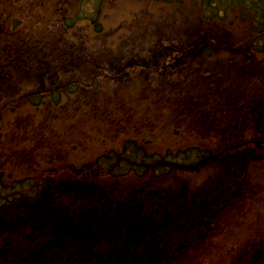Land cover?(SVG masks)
<instances>
[{
    "label": "rangeland",
    "instance_id": "rangeland-1",
    "mask_svg": "<svg viewBox=\"0 0 264 264\" xmlns=\"http://www.w3.org/2000/svg\"><path fill=\"white\" fill-rule=\"evenodd\" d=\"M255 2L0 0V19L9 29L0 39L1 56L13 49L19 55L23 48H34L49 39L60 43V51L79 45L83 49L81 57L89 59L85 62L90 67L76 78L68 77V81L74 79L69 84L66 79L58 83L62 89L53 88L60 99L50 109L45 107L47 104H26L34 97L29 91L34 85L25 89L27 81L16 89L24 95L0 98V181L7 182L11 190L0 193V201L31 195L45 179L57 185L78 176L96 184L98 174L104 175L101 183L108 185L110 202L121 195L137 196L141 192L137 190V176L152 178L164 188L163 192L183 185L194 191L221 169L224 171L226 163L227 170L233 171V175H227L230 188L226 184V189H219L225 192L216 196L223 197L225 211L210 220L183 221L177 231H165L164 236L149 239L162 247L164 264H233L245 245L254 240H258L255 244L261 243L264 144L251 133L250 121L243 119L257 112L249 108L239 112L232 126L224 110L208 106L205 113L209 115L205 117L193 100L196 95L209 97L206 88L215 83L220 86L230 82L234 86L233 79L238 82V92L248 94L264 71V66L256 63L248 82L245 63L231 64L222 59L230 55L240 62L243 56L238 49L244 47L241 43L264 35L263 15L256 20L260 29L250 34L251 13L243 6L253 8ZM204 16L216 18L226 28L215 29L214 21L207 23ZM73 22L74 26L68 28ZM190 37L208 40L210 49L193 63L170 64L172 58L181 56L176 50L177 41ZM159 41L161 47L175 50L159 64L150 65L148 53L152 48L160 49L150 47ZM129 59L134 61L129 69V64L122 70L105 67ZM236 132L244 135L238 143H247L239 147L241 153L232 154L233 150L229 154L237 157L233 162H224L222 149L228 140H239ZM153 184L143 185L151 189V198L156 193ZM102 239V243L110 245L130 241ZM166 242L170 247L163 250ZM100 253L105 256L103 250ZM151 258L154 257H144L148 262Z\"/></svg>",
    "mask_w": 264,
    "mask_h": 264
},
{
    "label": "trees",
    "instance_id": "trees-1",
    "mask_svg": "<svg viewBox=\"0 0 264 264\" xmlns=\"http://www.w3.org/2000/svg\"><path fill=\"white\" fill-rule=\"evenodd\" d=\"M243 8L244 11L251 13L253 30L250 34L254 35V31L260 29L256 20L264 16V1L257 0L253 8L252 5H244ZM203 18L207 23L214 21L215 29L226 28L223 22L217 21L214 17ZM97 30L100 31L99 28ZM8 32L9 29L4 28L0 19V39H4ZM189 35L193 36L191 33ZM216 40L219 43L218 37ZM249 40L241 43L244 47L238 49L243 56L240 62L230 55L222 58L231 64L245 63L248 82L252 77V68L258 66L256 63L264 66V35ZM207 41L200 37H190L184 41L179 39L176 43L179 45L175 46L178 47L176 50L181 56L172 58L169 63L177 66V61H182L180 66H184L185 63L198 61L199 54L210 49ZM162 45L159 41L150 47H160L152 48L148 53L150 65L159 64L160 60L167 59L175 50L170 46L161 47ZM13 50L10 54H8L10 50H7V55H0L2 100L13 94L24 95L16 89L22 86L23 81H27L25 89L34 85V88L29 90L34 97L29 102L36 107L47 104L45 107L50 109V106L54 102L58 103L60 99L53 88L58 87L57 84L64 82L65 79L68 81V77L76 78L90 68L82 66L85 59L81 57L83 49L79 45L72 46L69 51H60V43L48 39L34 45V48H23L19 55ZM126 64H129L127 67L129 69L134 61L117 60L113 62V66L102 65L108 69L122 70ZM146 64L147 62L143 65ZM72 81H68V84ZM232 82L234 86L230 82L228 85L222 83L220 86L215 83L209 89L206 88V91L210 92L207 93L209 97L196 95L193 100L197 102L202 114L208 106H213L220 112L224 110L228 114L226 117L228 124L232 126L237 123L236 117L239 112L243 113L247 108L256 110V115H247L243 119L250 121L253 130L251 133L264 143V71L258 75L248 94L238 92L239 89L235 88L238 82L234 79ZM48 93L50 95L44 101L45 94ZM208 115L204 114L205 117ZM237 133L240 136L239 140L237 142L235 138L233 141L228 140L222 149L224 162H233L234 158L232 161L228 159L231 150H237L238 146L247 142L246 140L238 143L244 139V135L242 132ZM223 167L228 173L226 163H223ZM224 171L221 169L217 176L208 177L209 179L194 191H189V187L183 185L176 188L171 186L172 190L163 192L164 188L152 178L137 176L140 186L137 190L141 192L137 196L131 193L121 195L117 200L112 198L115 200L112 202L109 201L111 196L108 193V185L101 183L104 175H97L99 179L96 180V184L88 181L86 177L78 176H75V179H63L57 185L45 179L31 195H15L3 202L0 201V264H164L165 261L160 256L163 253L162 247L151 239L155 236H164L162 233L165 231H174L183 221L185 223L210 220L219 212L225 211L221 204V195L216 198L218 193L222 192L219 189H226L224 182H227V175ZM149 181L152 182L149 184ZM144 184L150 186L153 184L152 190L156 193L152 198L149 194L151 189H148V186L143 187ZM143 199H147V202ZM84 237L89 239L86 240ZM102 238L114 240L130 238V241L110 245L102 243ZM168 247L170 244L166 242L163 250ZM100 250L105 252V256ZM145 255L154 258L148 262L144 259ZM233 264H264V241L245 245L238 252Z\"/></svg>",
    "mask_w": 264,
    "mask_h": 264
}]
</instances>
